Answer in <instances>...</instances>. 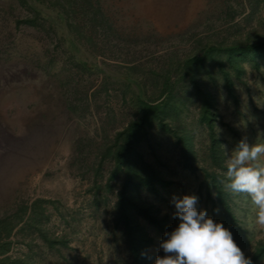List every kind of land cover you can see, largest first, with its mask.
<instances>
[{
	"label": "rangeland",
	"instance_id": "374dc122",
	"mask_svg": "<svg viewBox=\"0 0 264 264\" xmlns=\"http://www.w3.org/2000/svg\"><path fill=\"white\" fill-rule=\"evenodd\" d=\"M84 1L69 20L79 19L76 58L92 71L74 64L62 29L39 24L18 0H0V221L14 227L4 257L135 264L115 223L124 176L111 178L114 162L104 156L138 117L127 77L150 103L171 96L137 147L166 185L157 184L158 195L141 190V200L166 217L170 233L179 223L173 197L197 196V210L230 230L252 264H264L256 208L247 194L226 190L223 175L241 140L264 144V0ZM254 45L259 52L240 51ZM140 225L155 264L166 237Z\"/></svg>",
	"mask_w": 264,
	"mask_h": 264
},
{
	"label": "trees",
	"instance_id": "16d2710c",
	"mask_svg": "<svg viewBox=\"0 0 264 264\" xmlns=\"http://www.w3.org/2000/svg\"><path fill=\"white\" fill-rule=\"evenodd\" d=\"M22 6L28 8L33 14L35 21H39L42 24L52 28H60L65 33L66 42H68L69 50L75 61V65L88 71L86 67L90 66L84 62L86 66L78 63L76 58L75 46L83 39L82 32L79 28V19L71 18L70 14L83 9L84 4L87 1L83 0H18ZM91 7V5H90ZM53 9L52 13L47 10ZM95 19H91L94 22ZM261 46V45H258ZM264 46V45H262ZM260 48L257 45L253 47L243 48L240 51L243 53L259 52ZM264 50V49H262ZM211 51L207 52L204 57H194L188 60L183 65L184 72L195 67L196 64L202 62L210 55ZM229 61L231 64L239 58L233 55V52H229ZM253 56H256L255 53ZM240 70V69H239ZM170 79L165 80V89L169 85ZM229 92H232L230 85H228ZM165 93V91L163 92ZM162 93V94H163ZM170 94H167L164 99L155 103H150L146 100H141L139 97L136 99L135 108L137 113V119L130 122L121 132L116 135L115 143L111 148L106 149L105 157L111 159L114 162V178L115 175H123L124 181L121 190L117 194V202L115 204V211L117 217L115 219L116 225H122L127 232V244L129 250L133 255L135 264H153L148 259L146 254V248L148 240L143 232V227L140 225V220L143 219L163 234L169 232L166 217H160L159 210L151 203H146L141 200L140 191H147L158 195L156 186H165L163 179L160 178L159 173L143 159L142 155L138 152L137 147L140 143L146 140L147 131L152 127L153 122L157 117V114L166 107V104L170 100ZM188 145V143H186ZM187 158L192 160L190 155V149L187 147ZM216 155V153H214ZM217 198L220 204L223 206L225 212H229V208L222 198V194L217 192ZM13 226L8 225L4 221H0V264H16V262H9L7 257H4L9 250V242L7 239L10 237L13 231ZM47 242V241H46ZM51 244V243H50ZM52 246V245H51Z\"/></svg>",
	"mask_w": 264,
	"mask_h": 264
},
{
	"label": "clouds",
	"instance_id": "9594fccd",
	"mask_svg": "<svg viewBox=\"0 0 264 264\" xmlns=\"http://www.w3.org/2000/svg\"><path fill=\"white\" fill-rule=\"evenodd\" d=\"M264 144L250 146L241 140L226 160L224 188L233 194H247L256 208V223L264 226ZM173 231L165 232L160 243L164 255L155 264H252L222 223L198 211V197H173Z\"/></svg>",
	"mask_w": 264,
	"mask_h": 264
},
{
	"label": "water",
	"instance_id": "95a60500",
	"mask_svg": "<svg viewBox=\"0 0 264 264\" xmlns=\"http://www.w3.org/2000/svg\"><path fill=\"white\" fill-rule=\"evenodd\" d=\"M75 51L77 52L76 49H75ZM77 61H78V63H80V64L86 66V64L83 63V61H81L80 58H78V57H77ZM86 67H87L89 70H91V71L96 69V66H95V65H90V66L87 65ZM122 79H123L124 81L128 82V83L133 84V85L136 87L137 91H138V96H139V98H140L141 100H144L143 89H142V86H141L138 82L133 81V80H131L130 78H127V77L122 78Z\"/></svg>",
	"mask_w": 264,
	"mask_h": 264
}]
</instances>
